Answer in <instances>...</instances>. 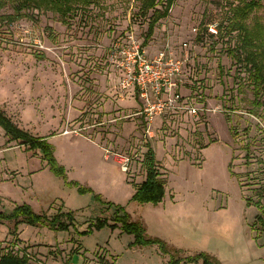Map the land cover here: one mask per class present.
Returning a JSON list of instances; mask_svg holds the SVG:
<instances>
[{"label": "rangeland", "instance_id": "obj_1", "mask_svg": "<svg viewBox=\"0 0 264 264\" xmlns=\"http://www.w3.org/2000/svg\"><path fill=\"white\" fill-rule=\"evenodd\" d=\"M240 1H173L144 48L151 55L168 43L179 57L187 52L181 93L185 106L203 109L146 121L138 99L120 89L109 50L116 39L143 41L153 9L143 15L139 0H92L74 4L62 22L28 6L21 10L27 16L8 23L3 17L19 2L0 0V110L17 128L44 137L66 173L55 175L43 148L8 140L0 125V211L28 204L47 218L74 216L57 230L1 220L0 255L12 252L27 264H165L168 253L134 244L119 223L80 233L97 219L116 223L125 211L148 236L179 249L175 257L205 252L222 264H264L253 203H264V105L250 104L245 73L231 56L235 33L208 31L224 25ZM254 18L264 23V0L248 22ZM147 144L166 183L161 200L139 203L131 196L145 177ZM66 181L92 191L81 194Z\"/></svg>", "mask_w": 264, "mask_h": 264}, {"label": "trees", "instance_id": "obj_2", "mask_svg": "<svg viewBox=\"0 0 264 264\" xmlns=\"http://www.w3.org/2000/svg\"><path fill=\"white\" fill-rule=\"evenodd\" d=\"M174 0H139V10L145 15L149 9H153V13L148 21V25L142 41V46L148 44L156 23L163 17L167 16ZM263 0H242L234 5L231 10L230 17L225 21L224 25H218L219 32L228 34L235 33L237 36L236 44L233 45L231 56L236 63L242 66L245 73L247 84L250 86L252 99L250 104L254 110H258L264 105V23L258 18L248 22L249 16L262 6ZM19 4L15 7L13 13L5 15L3 18L12 23L22 17L27 16L22 12L24 8L32 6L41 11H51L57 14L62 22H66L67 17L76 8L74 4L79 6H87L92 0H18ZM160 6L161 8H157ZM0 125L5 129V136L10 141H20L26 146V149L43 148L44 155L48 158L50 170L57 176L66 179L65 168L58 164L52 154V150L45 143L42 136H34L29 132L23 131L12 124L0 110ZM263 132V131H262ZM264 133V132H263ZM264 158H262V161ZM262 163V162H261ZM142 166L145 169V177L137 186H134L131 199L139 203L158 202L161 200L166 183V176L160 172L157 160L154 157L150 144L146 145L142 159ZM232 172V170H231ZM233 173V172H232ZM70 186H76L79 193L92 191L89 187L80 185L77 181H66ZM98 197V194H95ZM259 212L255 217L254 224H257L264 231V203L258 201L253 202ZM116 223L109 224L105 219H97L95 223L90 224L84 234L90 232L94 228H100L104 225L117 227L120 225L121 232H128L134 235V244H157L160 250L169 254V260L165 264H184L199 263L200 264H222L219 259L211 254L201 252L195 256L175 257V253L179 249L169 246L165 241L158 237L148 236L146 227L139 219H131V215L127 212L114 215ZM1 220H14V228L17 223L23 222L36 227H46L48 229H67L72 225L74 220L73 211H60L47 218L44 214L34 212L28 204L15 205L10 212L0 211ZM170 249V250H168ZM173 253H172V252ZM0 264H27L24 257H20L12 252H5L0 255Z\"/></svg>", "mask_w": 264, "mask_h": 264}, {"label": "built area", "instance_id": "obj_3", "mask_svg": "<svg viewBox=\"0 0 264 264\" xmlns=\"http://www.w3.org/2000/svg\"><path fill=\"white\" fill-rule=\"evenodd\" d=\"M208 31L218 33L216 25H209ZM136 37L116 39L109 50V60L118 74V84L121 90L128 91L134 99H138V114L146 121L154 116H162L169 112H178L186 108L196 116L202 107L187 104L181 87L185 77L187 52L183 57L173 53L168 43L162 45L154 54H149ZM183 46L185 44L183 43ZM108 156V155H106ZM122 170H127L126 162ZM66 264H87L84 261Z\"/></svg>", "mask_w": 264, "mask_h": 264}]
</instances>
